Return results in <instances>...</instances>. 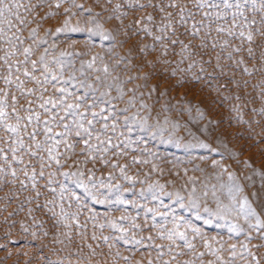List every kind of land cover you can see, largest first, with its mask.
<instances>
[{
    "label": "snow or ice",
    "instance_id": "1",
    "mask_svg": "<svg viewBox=\"0 0 264 264\" xmlns=\"http://www.w3.org/2000/svg\"><path fill=\"white\" fill-rule=\"evenodd\" d=\"M62 2L56 0L55 6L59 8ZM104 3L111 5L104 22L97 13L90 21L94 27L84 31L111 42L109 61L96 54L88 60L81 59L77 66L73 57L87 53L61 51L57 55L48 47L41 50V45L47 41L36 39V29H31L27 38L23 35L27 22L19 9L25 7L29 12L33 9L22 5L20 0H0V191L11 185L15 191L10 189L6 196L29 193L21 201L20 210L24 204L35 205L29 207L27 215L39 229L45 227V222L36 219L34 213L38 210L49 213L55 242H66V247L76 243L77 251L69 255H76L78 260L83 254L82 245L86 246L90 252L83 258L89 264L91 257L98 253L91 243H87L88 240L108 244L112 239L113 242L119 240L142 245L144 239H154L152 236L128 239L126 235L98 237L94 231L89 236L90 220L93 228L103 229L106 225L96 224L95 216L81 222L80 199L69 191L71 182L73 187L83 189L94 202L106 203L107 197L98 199L100 189L107 188L111 193L113 188L119 190L120 186L110 183L114 179L111 172L109 183L97 178V165L100 169L118 168L124 179H131L126 174L129 164L121 165L117 159L127 154L125 149L131 143L130 136L126 137L125 133L130 134L134 125L143 128L147 124V117L140 116V110L147 109L148 105L144 102V93L139 90L148 88L147 95L151 97L157 88L155 85L149 88L148 81L158 72H168L174 77L178 72L189 73L197 67L201 74L211 67L213 72L208 75L213 77L215 74L217 79L230 74L231 82L237 87L241 82L244 87L248 86V80L235 79L237 70L249 77L254 72L264 77V0H116L114 4L113 0H104ZM78 7L83 9V5ZM86 11L91 12V9ZM137 12L141 14L125 24V20ZM55 14L50 12L48 15ZM113 20L117 23L105 28V23ZM66 31L82 29L69 28V21L65 20L56 32ZM26 39L31 41L27 46ZM125 45L126 54L111 62L112 51ZM249 61H254L251 67ZM121 65L124 66L122 71L130 73L135 69L136 74L122 78L118 71ZM145 68L149 71L145 72ZM194 78L200 80L202 76ZM138 80L144 83L134 84ZM130 83L134 86L127 88ZM253 87H259L264 96V79ZM236 98L240 99L239 95ZM120 104L125 106L120 107ZM133 108L137 111L129 115ZM260 112L264 114V108ZM129 163L139 161L133 158ZM229 180L235 181V176L229 174ZM243 192L239 183L229 185L232 203L221 206V211L243 216L249 228L261 232L264 229V181L251 194V199L248 195L241 196ZM71 200H76V211L65 208V202ZM254 202H258L256 207ZM113 203L130 201L118 195ZM68 208H72L71 203ZM205 211L209 210L205 208ZM126 219V216L120 217V220ZM107 226L121 233L129 231L115 220L107 221ZM131 226L140 227L135 223ZM21 227L24 231L29 230L23 222ZM178 229L177 224L172 229H163L158 235L171 242L167 246L170 253L173 246L191 252L195 259L183 264H196V260L200 264H231L218 255L221 249H212L207 241L204 247L215 260L205 262L206 253L197 252L186 233ZM230 231L239 234L243 229L233 225ZM32 234L37 235L36 232ZM43 235L46 237L49 232L44 231ZM57 236L63 239H56ZM76 237H79V243ZM260 239L264 240V232H261ZM260 246L264 245L257 247ZM156 247L161 249L158 256L164 255L162 250L166 246ZM235 247L232 246L233 258ZM244 248L247 250V245ZM184 254L183 251L176 252L172 259ZM49 264L53 262L49 261ZM56 264H63V260ZM164 264H171V261H164Z\"/></svg>",
    "mask_w": 264,
    "mask_h": 264
},
{
    "label": "rangeland",
    "instance_id": "2",
    "mask_svg": "<svg viewBox=\"0 0 264 264\" xmlns=\"http://www.w3.org/2000/svg\"><path fill=\"white\" fill-rule=\"evenodd\" d=\"M20 3L33 9L30 12L25 7L19 9L21 17L27 22L23 35L27 38L31 29H36V39L47 41L41 45V50L48 47L57 55L61 51L87 53L73 57L77 66L81 59L88 60L96 54L109 61L111 42L84 31L94 27L90 21L97 13L101 14L99 19L104 22V17L111 10V5L105 4L104 0H63L59 8L55 6L56 0H20ZM114 3L116 0H113ZM79 5H83V9ZM87 9H91V12ZM50 12L56 14L49 16ZM140 14L133 13L125 20V24ZM65 20L69 21V28L78 27L82 31L57 33L56 29ZM115 23L117 21L113 20L104 26L110 28ZM30 42L26 39V46ZM126 49L127 45L116 47L111 53V62H115L118 56H124ZM252 63L254 61H249L248 66L251 67ZM123 67L121 65L118 70L122 78L136 74L135 69H131L130 73L122 71ZM144 71L149 69L145 68ZM212 72L211 67L204 74L197 67L189 73L178 72L174 77L168 72H158L148 81L149 88L154 85L157 88L151 97L147 95L148 88L139 90L144 93V102L148 105L147 109L140 110V116L147 117V124L143 128L134 125L130 134L125 133L126 137L130 136L131 143L125 149L127 154L117 159L121 165L129 164L126 174L131 179H124L118 168L100 169L97 165V178L109 183L111 172L114 179L110 183L120 186L119 190L113 188L111 193L107 188L100 189L98 199L104 200L107 197L106 203L94 202L83 189L75 188L69 182V191L80 199L81 222L95 216L96 224L106 225L103 229L93 228L90 220L89 236L94 231L98 237L126 235L128 239L133 236L137 239L148 236L154 238L144 239L142 245L126 244L119 240L113 242L112 239L108 244L100 240H88L87 243H91L98 253L91 257L90 264H164V261L183 264L184 261L193 260L195 257L187 249H176L173 246L170 253L167 246L171 242L158 235L163 229H172L177 224L178 230L185 232L195 244L197 252L206 253L203 258L205 262L215 260L209 249L204 247L207 241L212 249H221L218 255L231 264H256L257 261L264 264V246L257 247L264 245V240L260 239L264 229L257 232L249 228L243 216L221 211V206L232 203L229 185L239 183L244 188L240 195H248L251 199V194L264 181V114L260 112L264 108V96L259 87H253L260 84L264 77L258 72L249 77L237 70V81L248 80L247 87L242 82L237 87L231 82L230 74L217 79L214 78L215 74L213 77L208 75ZM197 75L202 78L196 80L194 77ZM143 83L142 80L134 82ZM134 84L130 83L126 87L132 88ZM237 95L240 99L236 98ZM124 106L120 104V107ZM136 111L137 108L131 109L129 115ZM133 158L139 163L130 164ZM245 162L251 166H246ZM229 174L235 176V181L229 180ZM10 189L15 191L11 185L0 191V264H49V261L56 264L61 259L63 264H89L83 258L90 252L86 246L82 245L80 260L76 255L70 256V252L77 251L76 243L66 247V242H55V230L50 227V214L45 211L34 213L36 219L45 222V227L39 229L34 226L27 213L29 207L34 208L35 205L24 204L23 210L19 207L29 193L6 196ZM118 195L130 203H113ZM69 203L72 204L70 209ZM257 203L254 202L253 206L256 207ZM65 208L76 211V200L66 201ZM149 208L154 211H147ZM205 208L209 211H205ZM257 211L260 212L258 207ZM122 215L127 219L120 220ZM110 220H115L129 231L121 233L108 227L107 221ZM22 222L29 228L28 231L21 227ZM133 223L140 227L133 228ZM233 225H239L243 231L239 234L230 231ZM44 231H48L49 235L45 237ZM33 232L37 235L33 236ZM56 239L63 237L57 236ZM76 242L79 243V237H76ZM156 245L166 246L162 250L164 255L158 256L161 249ZM233 245L236 246L234 258ZM244 245H247V250ZM179 251L185 254L173 260L172 257ZM196 264H200V261L196 260Z\"/></svg>",
    "mask_w": 264,
    "mask_h": 264
}]
</instances>
